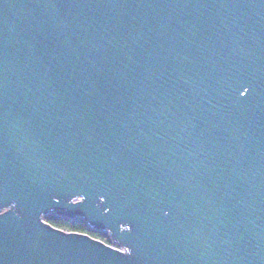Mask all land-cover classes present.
I'll list each match as a JSON object with an SVG mask.
<instances>
[{
	"label": "water",
	"instance_id": "95a60500",
	"mask_svg": "<svg viewBox=\"0 0 264 264\" xmlns=\"http://www.w3.org/2000/svg\"><path fill=\"white\" fill-rule=\"evenodd\" d=\"M0 264H264V0H0Z\"/></svg>",
	"mask_w": 264,
	"mask_h": 264
},
{
	"label": "trees",
	"instance_id": "16d2710c",
	"mask_svg": "<svg viewBox=\"0 0 264 264\" xmlns=\"http://www.w3.org/2000/svg\"><path fill=\"white\" fill-rule=\"evenodd\" d=\"M45 220L56 227H59L65 230L87 233L95 238L103 240L106 243H111V240L108 234L104 232H100V231H95L89 228L87 224L85 223V221H83L79 217L68 218V217L58 216L56 214H50L45 217Z\"/></svg>",
	"mask_w": 264,
	"mask_h": 264
}]
</instances>
